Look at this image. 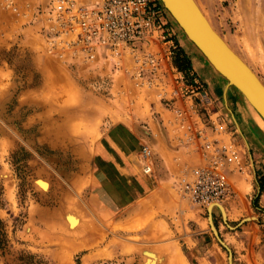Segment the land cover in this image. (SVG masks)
<instances>
[{
	"label": "rangeland",
	"instance_id": "obj_1",
	"mask_svg": "<svg viewBox=\"0 0 264 264\" xmlns=\"http://www.w3.org/2000/svg\"><path fill=\"white\" fill-rule=\"evenodd\" d=\"M2 1L0 220L5 244L0 248V264H160L164 253L178 263L200 230L220 249L219 263L264 264V197L257 192L259 187L264 189L262 176L258 177L263 171L254 166L251 150L240 137L245 139L244 135L234 131L229 114L226 117L223 110L219 122L226 123L221 124L223 130L234 131L233 137L241 141L236 143L244 149L248 168L233 184L235 194L228 200L230 206H223L224 217L218 205L210 210L178 197L179 170L190 159L173 163L175 158H169L159 135L161 149L151 147V170H142L133 124L147 135L151 116L161 112L164 105L154 89L138 85L123 71L124 63L104 55L88 60L51 54L43 14L32 5L35 0H16V11ZM196 1L213 28L264 84V0ZM184 77L190 82L195 76ZM231 89L237 101H242L244 95ZM208 91L212 98L219 95L218 88ZM231 106L234 112L237 105L232 102ZM238 109L251 122L259 121L248 103ZM115 130L122 131L115 138L119 147L122 136L136 144L125 160L133 175H117V179L116 169L107 162L106 170H113L114 175L95 173V183V146L113 138ZM224 137L235 152L229 135ZM175 147L190 154L183 145L174 143ZM135 177L143 180V191ZM133 183L138 191L130 190L132 199L143 208L139 216L127 218L118 213L125 210L127 198L123 196L126 186L130 189ZM92 195L97 197L93 200ZM103 205L111 214L101 226L103 212L89 213ZM89 219L97 224L95 233Z\"/></svg>",
	"mask_w": 264,
	"mask_h": 264
},
{
	"label": "built area",
	"instance_id": "obj_2",
	"mask_svg": "<svg viewBox=\"0 0 264 264\" xmlns=\"http://www.w3.org/2000/svg\"><path fill=\"white\" fill-rule=\"evenodd\" d=\"M1 3L17 10L16 0ZM32 5L43 14L51 54L88 60L104 55L124 63L123 71L138 85L155 90L171 112L169 130L196 157L179 170L175 191L181 200L209 209L234 196L229 177L234 154L219 136L224 130L218 117H204L195 103L204 100L201 81L189 82L173 63L176 44L159 0H35ZM140 161L149 173L148 145L141 147Z\"/></svg>",
	"mask_w": 264,
	"mask_h": 264
},
{
	"label": "crops",
	"instance_id": "obj_3",
	"mask_svg": "<svg viewBox=\"0 0 264 264\" xmlns=\"http://www.w3.org/2000/svg\"><path fill=\"white\" fill-rule=\"evenodd\" d=\"M165 21L167 22V28L168 30L173 34V39L175 41V49H174V56H173V63H174V57L177 52H180V55H182L189 65L185 69H180L177 67V65L174 63L176 68L184 75V74H190L191 76H195L198 78L202 86H205L202 88L201 93L203 94L204 101L201 103H196L197 107L201 114L204 117L207 116H213L216 115L218 117V120L222 122L223 118L220 117V115L223 116V110L226 112L225 115L229 114V118L234 122V131H240V134L244 135V138L242 136V143L245 147V145L248 147V150H251V154L253 156L254 166L256 169L261 168L262 173L259 176H262L261 180L264 182V159H260L261 161H258L257 158H264V128L256 122L259 126H256L255 122H251L250 118L246 115L241 116L239 113H241V110L238 109L241 104L243 105L245 102V99L242 98V101L238 102L236 99V96L231 89L232 86H228V82H224V79L217 74L216 70L212 68V66L207 62V60L201 55V53L193 46V44L187 39V37L183 34V32L180 30V28L177 26L175 21L173 22L169 15L167 14V17L165 18ZM194 77V78H195ZM227 86V87H226ZM209 87H212V90L214 91L215 88L219 89V95L215 94V97L212 98L209 94ZM226 88V89H225ZM229 95L230 98L227 96ZM227 97L229 98L227 100ZM231 98H234L233 100ZM237 105L235 108V111L233 112L232 109V102ZM196 102V100H195ZM241 103V104H240ZM220 105V106H219ZM239 106V107H238ZM163 107V106H162ZM224 115V117H225ZM171 112L168 109H165L164 107L161 108V112L155 113L154 117L151 116V119L149 120L148 124L149 126L147 128V135L144 129H141L139 126H136L133 124L135 128V134L136 139L138 140L139 150H141V147L143 145H148L150 148L153 147L156 150L161 149V145L159 144L157 136L159 135L160 141L165 143V150L169 151L167 153L170 154L169 158L174 159L173 163H175L176 159H179L178 162H176L178 165L179 163L182 164L186 159H190L189 162L186 164L193 163L196 159L194 155L191 156V154H185L181 151L180 148H173V144L176 143V146H178L180 143L175 139L174 134L171 133L168 127L167 120L170 118ZM225 117V118H226ZM224 126L226 123H221ZM129 124H126L127 127ZM239 126V127H238ZM234 131H226V129L223 131V133H220L219 136L221 140L227 144L225 137L223 138V135H229L230 142L232 146L235 148V152H233L234 156L233 159L229 163V177L231 178L234 185H237L239 179H241L242 174L246 172L248 165L246 160H244V149L239 147L237 145L238 141L235 137H233ZM119 132L122 131H114L113 138L109 137L106 138V140L103 141V143H99L95 146L94 149V156H97L98 159L94 160L93 172H94V180L96 183V174L98 176H109V172H111L112 175H114L113 170H106V163L110 162L112 169H116L117 174L115 173V177L118 178L122 176L123 178H128L129 176H132V171L128 169L125 160L128 159V155H130L131 151L135 149L136 144H129L128 138H123V143L119 147L116 143V136ZM236 139V141H234ZM237 142V143H236ZM180 146V145H179ZM107 149V151L105 150ZM121 149V151H119ZM152 150V149H151ZM181 152V156H180ZM189 153V152H188ZM178 155V156H177ZM173 156V157H172ZM186 156L185 158H183ZM239 160H237V159ZM237 160L236 163H234ZM260 163L257 165L256 163ZM168 163V162H166ZM129 166H132V164L129 162ZM169 165V164H168ZM177 165V166H178ZM170 167V166H168ZM254 169V168H253ZM117 178V179H118ZM135 181L137 185L140 187L139 191H143L144 189V182L140 179L135 177ZM129 181V180H128ZM98 182V181H97ZM130 190H136L137 188L134 186V183L130 185V189L126 186V191L124 194V198H127V205H125V212L123 210L119 212L118 214L122 213L120 216H126L132 217L133 214L136 216H139L142 213L143 206L140 204L138 200H133V194H131ZM264 189L257 188V192L261 193V196L264 197L263 193ZM122 194V195H123ZM130 196V197H129ZM97 196L92 195L91 198L94 200ZM230 200V199H229ZM230 206V202L227 200L222 205L224 207ZM220 209V208H219ZM96 210L103 212V221L99 225L106 224L107 215L111 214L109 209L106 208L105 205H103L102 209H96L93 208L92 211H90V215L92 214H100L99 212H96ZM222 211V209H220ZM224 214V212H222ZM226 217V215H224ZM125 217V218H126ZM124 218V217H123ZM91 223V229L94 232L96 229V222H93L91 219H89ZM95 233V232H94ZM205 232L200 230L198 233V237L195 239H192V245L187 246L188 251L185 253L182 252V258L180 261L173 262L172 259L169 257V254L164 253L163 260L160 262V264H221L219 263V253L220 249L216 246V244L211 240H208L206 235H203ZM95 239V238H94ZM91 242V241H89ZM93 242V241H92ZM95 251V248H94ZM89 254H91V249H89Z\"/></svg>",
	"mask_w": 264,
	"mask_h": 264
},
{
	"label": "water",
	"instance_id": "obj_4",
	"mask_svg": "<svg viewBox=\"0 0 264 264\" xmlns=\"http://www.w3.org/2000/svg\"><path fill=\"white\" fill-rule=\"evenodd\" d=\"M163 2L182 27L183 34L212 68L217 70V74L223 75L229 84L235 85L243 92L264 117L263 83L213 29L196 2L194 0H163ZM236 87L234 88L237 89Z\"/></svg>",
	"mask_w": 264,
	"mask_h": 264
},
{
	"label": "bare ground",
	"instance_id": "obj_5",
	"mask_svg": "<svg viewBox=\"0 0 264 264\" xmlns=\"http://www.w3.org/2000/svg\"><path fill=\"white\" fill-rule=\"evenodd\" d=\"M160 1V4L163 6V8L165 9V11L167 12V14L169 15L170 14V16L172 17L171 19H173V21H175V23L179 26V28L181 29L182 27L180 26V24L176 21V19H175V17L173 16V14L168 10V9H166V4L163 2V0H159ZM195 2H196V4L198 5V3H197V1L196 0H194ZM198 7H199V5H198ZM200 8V7H199ZM201 10V9H200ZM202 11V10H201ZM203 13V12H202ZM203 15H204V13H203ZM205 16V15H204ZM206 17V16H205ZM206 19H207V17H206ZM208 20V19H207ZM208 22L210 23V21L208 20ZM211 24V23H210ZM212 26V25H211ZM213 27V26H212ZM214 29V28H213ZM182 31V30H181ZM216 31V30H215ZM217 32V31H216ZM218 33V32H217ZM219 34V33H218ZM224 39V38H223ZM225 41V40H224ZM226 42V41H225ZM227 43V42H226ZM227 45L229 46V44L227 43ZM230 47V46H229ZM232 49V48H231ZM233 50V49H232ZM234 51V50H233ZM242 59V58H241ZM244 61V60H243ZM248 65V64H247ZM249 66V65H248ZM250 67V66H249ZM214 68V67H213ZM250 69H251V67H250ZM216 70V69H215ZM252 70V69H251ZM217 71V70H216ZM253 71V70H252ZM254 72V71H253ZM255 73V72H254ZM256 74V73H255ZM221 75V74H220ZM257 75V74H256ZM224 79H226L223 75H221ZM259 78V77H258ZM260 79V78H259ZM227 80V79H226ZM228 81V80H227ZM261 81V80H260ZM262 82V81H261ZM228 84H229V81H228ZM230 86H234V87H236L235 85H233V84H229ZM264 85V84H263ZM227 87V86H226ZM237 88V87H236ZM226 89V88H225ZM238 89V88H237ZM239 90V89H238ZM240 91V90H239ZM241 92V91H240ZM243 95H244V98H245V101H246V103H248V105H249V109H250V111L251 112H253V117H255V118H257L259 121L258 122H260V125L262 126V127H264V117L257 111V109L254 107V105L248 100V98L245 96V94L243 93V92H241ZM241 107V106H240ZM244 111V110H243ZM263 123V124H262ZM239 127V126H238ZM219 207H220V209H222V212H224V214L223 215H226V211H225V208L223 207V205H221V204H219L218 205ZM210 208V210H211V206L209 207ZM225 217V216H224ZM210 218V217H209ZM211 219V218H210ZM212 224V223H211Z\"/></svg>",
	"mask_w": 264,
	"mask_h": 264
},
{
	"label": "trees",
	"instance_id": "obj_6",
	"mask_svg": "<svg viewBox=\"0 0 264 264\" xmlns=\"http://www.w3.org/2000/svg\"><path fill=\"white\" fill-rule=\"evenodd\" d=\"M174 63L180 69H185L189 65L187 60L182 55H180V52H177V54H175ZM4 244H5V232L3 230V225L0 220V248H2Z\"/></svg>",
	"mask_w": 264,
	"mask_h": 264
}]
</instances>
